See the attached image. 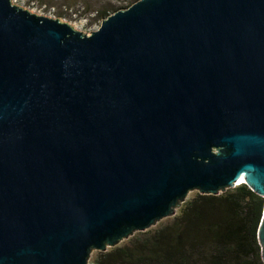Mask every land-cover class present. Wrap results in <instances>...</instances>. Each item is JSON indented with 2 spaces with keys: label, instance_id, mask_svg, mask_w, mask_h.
Wrapping results in <instances>:
<instances>
[{
  "label": "water",
  "instance_id": "1",
  "mask_svg": "<svg viewBox=\"0 0 264 264\" xmlns=\"http://www.w3.org/2000/svg\"><path fill=\"white\" fill-rule=\"evenodd\" d=\"M240 184L264 199V0H138L89 35L0 0V264H88ZM257 239L264 264V208Z\"/></svg>",
  "mask_w": 264,
  "mask_h": 264
},
{
  "label": "trees",
  "instance_id": "2",
  "mask_svg": "<svg viewBox=\"0 0 264 264\" xmlns=\"http://www.w3.org/2000/svg\"><path fill=\"white\" fill-rule=\"evenodd\" d=\"M121 9L114 8L112 14ZM107 11L101 10L100 20L111 15ZM263 208L264 199L245 184L218 195L194 192L172 218L135 233L114 248L96 252L89 261L90 264H263L257 239Z\"/></svg>",
  "mask_w": 264,
  "mask_h": 264
},
{
  "label": "rangeland",
  "instance_id": "3",
  "mask_svg": "<svg viewBox=\"0 0 264 264\" xmlns=\"http://www.w3.org/2000/svg\"><path fill=\"white\" fill-rule=\"evenodd\" d=\"M135 0H32L33 5L14 4L28 12L52 19H58L62 23L70 25L74 30L83 34L89 35L96 31L101 21L98 14L101 10L107 8L108 13L112 14L114 8L129 7ZM45 6L46 9L53 8V16H48L46 11H40V8ZM122 10V9H121ZM193 193H190L189 198ZM172 218V217H171ZM170 218L164 219L165 222ZM93 252L90 258L95 256ZM90 264V261L88 262Z\"/></svg>",
  "mask_w": 264,
  "mask_h": 264
},
{
  "label": "built area",
  "instance_id": "4",
  "mask_svg": "<svg viewBox=\"0 0 264 264\" xmlns=\"http://www.w3.org/2000/svg\"><path fill=\"white\" fill-rule=\"evenodd\" d=\"M11 3L12 4H20V5H26V4H31L33 5L34 2H32V0H11ZM40 11H46V14L48 16H53V13H54V9L53 8H49V9H46L45 6H42L40 8Z\"/></svg>",
  "mask_w": 264,
  "mask_h": 264
}]
</instances>
